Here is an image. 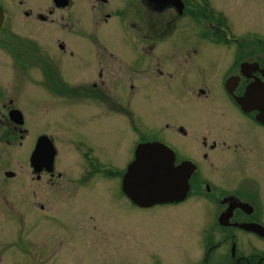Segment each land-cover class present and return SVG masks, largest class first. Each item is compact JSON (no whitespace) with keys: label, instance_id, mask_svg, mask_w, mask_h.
<instances>
[{"label":"flooded vegetation","instance_id":"af4514ba","mask_svg":"<svg viewBox=\"0 0 264 264\" xmlns=\"http://www.w3.org/2000/svg\"><path fill=\"white\" fill-rule=\"evenodd\" d=\"M262 4L264 12V0ZM194 17L205 48L215 46L223 53L229 52V57L222 68L215 65L214 76L208 77L206 73L201 86L192 83L190 91L197 87L198 95L207 91L210 96L214 89V97L209 102L214 101L222 113L224 109L228 114L237 115L233 132L227 127L229 133H226V128L220 127L216 138L210 139L213 132H209L206 123L209 118H204L202 128L192 133L204 132L200 143L197 144L198 138L194 137L196 148L182 152L162 138H140L134 144L131 159L121 169L97 158L91 144L75 139L71 143L76 151L74 166L78 171L74 178L67 175L65 169L56 165L58 149L52 136L43 130L32 131L31 123L38 121L35 113L38 102L33 103L36 89L42 91L40 97L45 96L48 104L58 101L72 105L96 99L98 101L92 102L112 113L113 108L104 106L113 104V94L107 91L108 77L114 71L113 62H122L126 72L142 74L146 73L145 62L153 61L158 73L153 72L154 77L164 72L168 77L176 76L174 65L184 67V53L175 51L159 57L157 51L164 45L176 49L185 28L182 19ZM113 18L125 40L132 32L139 39L133 45L142 46L139 55L130 60L121 59L99 36L102 27ZM35 25L49 26L51 31L42 38L35 37ZM117 39L123 43L121 38ZM165 39L163 45L156 47V43ZM192 54L188 69L195 56L203 60L205 66L212 58L205 59L204 52L198 54L196 50L189 57ZM80 55L94 59L91 75L96 79L90 84L77 83L81 78L69 83L63 77L61 56L77 58ZM164 61L173 62L172 74L159 67ZM37 71L47 84L33 85V75ZM133 87L130 81V88ZM219 91L224 94V100L216 101ZM128 112L124 110L121 114ZM178 131L182 136L189 135L184 127H179ZM44 136L52 148L48 140L39 148L38 142ZM145 141H159L168 146L170 150L164 151L172 158L171 166L184 164L190 172L187 191L181 200L139 206L125 194L124 173L135 158V147ZM0 153L10 157L0 165V213L6 215L2 222L8 221L2 223L3 228L0 224V264H53L65 249L73 252L78 248L65 221L62 182L65 177L69 182L79 181L80 189L83 182L91 189L92 185L101 187L110 201L119 203L123 211L131 206L176 205L186 198L196 203L204 202L207 208L202 213L201 227L196 230L198 241L192 247L188 263L264 264V31H241L210 0H0ZM200 165L205 169L231 172L230 187L224 189L202 176ZM19 175L22 176L19 185H9V179ZM115 178L117 180L113 181ZM93 211L92 216L103 217L106 216L103 212H109L103 207L98 209L99 213L96 208ZM108 217L113 227L116 226L114 231L121 233L125 249L130 238L128 220H123L121 227L115 214ZM78 223L80 226L79 213ZM25 227L34 237H24ZM66 235L71 237L72 248L63 245ZM152 264L160 262L154 260Z\"/></svg>","mask_w":264,"mask_h":264},{"label":"rangeland","instance_id":"374dc122","mask_svg":"<svg viewBox=\"0 0 264 264\" xmlns=\"http://www.w3.org/2000/svg\"><path fill=\"white\" fill-rule=\"evenodd\" d=\"M210 1L227 14L241 31H264V12L261 11L263 0ZM182 22L185 28L176 44V49L171 45H164L157 51L159 57L175 51L184 53V67L174 65L177 69V72L174 73L176 76L168 77V74L164 72L159 77H154V73H158L154 68L153 61L145 62L146 73L142 74H140L141 72H130V70L126 72L122 62H113L114 71L107 81L109 86L107 91L113 94V104L104 106L113 108L112 113L100 109L97 102H92L93 100L98 101L96 99L72 105L58 101L48 104L45 103V96L40 97L42 91L36 89L37 96H33V103L38 102L35 106L38 121L35 120L31 123L32 131L43 130L52 136L53 143L58 149L56 165L65 169L67 175L74 178L78 171L74 166L76 151L71 143L75 139L81 140L85 144H91L97 158L121 169L127 160L131 159L134 144L140 138L148 140L159 137L173 144L182 152L196 148L194 137L198 138L197 144L200 143V136L204 132L192 133L202 128L201 123L204 118H209L206 123L210 129L209 132H213L209 135L210 139L216 138L220 127L226 128V133H229L228 130L233 132L232 129L236 128L233 122L237 115L228 114L224 109V113H222V109L217 107L214 101L209 102L214 97V89H211L210 96L207 91L205 94L199 93L198 95L197 87H194L192 92L190 91L192 83L197 86L204 83L203 79L206 77V73L208 77L214 76L216 66L220 69L227 63L229 52L223 53L212 45L205 48L204 43H201L200 40V26L195 21V17L188 20L183 18ZM102 29L99 32L100 38L113 48V51L121 59L130 60L139 55V49L142 46L133 45V42L139 39L131 32L128 39L125 40L115 18ZM50 31L51 27L49 26H34V35L38 38L44 37ZM117 38H121L123 43L118 42ZM165 42L166 39L156 43V47ZM144 44L148 45V43ZM75 48L80 47L75 46ZM195 50L198 54L204 52L205 59L208 56L212 57L209 59L208 66H205V62L203 60L200 62L195 56V59L190 61L192 67L187 68L188 61L194 57L193 54L189 57V54ZM61 61L63 77L69 83H74L81 78L77 83L90 84L96 79L91 75V67L94 63L91 56L80 55L77 58L61 56ZM159 67L172 74L173 62L164 61ZM218 73L220 74V71ZM130 81L133 88H130ZM43 83L47 84L45 77L39 71L35 72L33 85L37 86ZM223 97L224 94L219 91L216 101L224 100ZM205 101L209 103H205ZM124 110L129 112L123 115L121 113ZM179 127H184L189 131V135L182 136L178 131ZM8 159L10 157L0 153V165ZM200 167L202 176L208 177L213 183L221 185L224 189L230 187L228 182L232 177L231 172L205 169L203 165ZM21 178L22 176L19 175L16 179H9V185L18 186ZM69 180L68 177L62 180L66 199L65 221L77 240L78 248L73 252L69 251L70 249H65L58 261L53 264H152L154 260H159L160 264H189L187 259L192 258L190 252L195 242L198 241L196 230L201 227L202 213L207 208L204 202L196 203L186 198L176 205H155L147 208L131 206L128 211H123L119 207V203L113 204L110 201V197L101 187L92 185L91 189L83 182L80 189L81 183L77 184L79 181L76 183L69 182ZM91 180L94 181L96 178ZM116 180L115 178L113 181ZM80 190L82 191L79 195ZM77 203L79 204L75 209ZM101 207L115 214L117 217L115 220L121 227L122 221L128 220L129 223L126 226L130 238L125 249L121 241V233L117 234L114 231L116 226L113 227L112 219L108 217L111 213L103 212L106 214L104 217L92 216L95 213L93 209L96 208L99 213L98 209ZM124 213L128 215L124 216ZM90 216H92V220H90ZM3 218L5 219L6 215H3L1 211L0 224L8 222H2ZM119 224L117 226L120 230ZM1 227L3 228V224ZM23 235L25 238L34 237L26 230V227ZM27 235L28 237H26ZM63 245L65 248H72L73 242H71L70 236H65ZM73 253L74 257H72Z\"/></svg>","mask_w":264,"mask_h":264},{"label":"water","instance_id":"95a60500","mask_svg":"<svg viewBox=\"0 0 264 264\" xmlns=\"http://www.w3.org/2000/svg\"><path fill=\"white\" fill-rule=\"evenodd\" d=\"M46 140L52 148L45 136L38 142L39 148L44 146ZM164 150L170 149L157 141L140 142L135 147V158L124 173L122 186L125 194L139 206L178 201L186 194L190 172L183 167L184 164L171 166L172 158ZM52 154L51 149L50 159ZM156 159L161 162L156 163ZM160 163H168L169 168H160Z\"/></svg>","mask_w":264,"mask_h":264},{"label":"bare ground","instance_id":"6f19581e","mask_svg":"<svg viewBox=\"0 0 264 264\" xmlns=\"http://www.w3.org/2000/svg\"><path fill=\"white\" fill-rule=\"evenodd\" d=\"M153 160H154V158H153ZM155 161H156V163L161 162V161L158 160V159H156ZM167 164H168V163H167ZM167 164L162 165V163H160V164H159V167H160V168H167V169H168L169 167L167 166Z\"/></svg>","mask_w":264,"mask_h":264}]
</instances>
